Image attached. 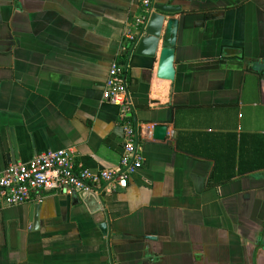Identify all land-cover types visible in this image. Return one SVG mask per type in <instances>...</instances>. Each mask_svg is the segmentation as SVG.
Returning a JSON list of instances; mask_svg holds the SVG:
<instances>
[{
  "label": "crops",
  "instance_id": "obj_1",
  "mask_svg": "<svg viewBox=\"0 0 264 264\" xmlns=\"http://www.w3.org/2000/svg\"><path fill=\"white\" fill-rule=\"evenodd\" d=\"M183 3L174 80L158 76L162 38L155 55L137 42L127 59L143 165L126 188L105 187L96 212L51 190L40 203L0 196V264H264V129L244 121L246 107L264 110V0ZM141 7L0 0V173L60 148L93 171L121 166L120 107L103 90ZM215 157L219 177L239 176L209 181Z\"/></svg>",
  "mask_w": 264,
  "mask_h": 264
},
{
  "label": "built area",
  "instance_id": "obj_2",
  "mask_svg": "<svg viewBox=\"0 0 264 264\" xmlns=\"http://www.w3.org/2000/svg\"><path fill=\"white\" fill-rule=\"evenodd\" d=\"M154 3L155 0H142L140 13L125 32L127 43L124 45V54L120 60L112 62L103 90V98L120 107L125 138L121 166L93 171L78 162L70 149H48L27 162L10 163L0 173V196L8 204L17 205L29 201L40 203L47 190L76 195L81 191L98 188L103 190L107 186H128L130 175L143 165L144 158L137 144V127L129 118L133 103L128 96L125 78L127 59L133 52L142 29L156 10Z\"/></svg>",
  "mask_w": 264,
  "mask_h": 264
},
{
  "label": "water",
  "instance_id": "obj_3",
  "mask_svg": "<svg viewBox=\"0 0 264 264\" xmlns=\"http://www.w3.org/2000/svg\"><path fill=\"white\" fill-rule=\"evenodd\" d=\"M184 1L191 2L192 0H156L154 7L156 10L152 13L148 23L142 29L138 38L137 52L148 50L150 55H155L158 48L160 39L162 38V49L159 58L158 76L166 77L174 80L176 74L175 57L176 45L178 39L179 18L174 15L184 10L186 6ZM168 17L164 34V23ZM152 123V136L157 140H165L168 134V126L166 124L151 121ZM14 158L13 154H11ZM102 189L91 191H81L77 193L78 199L83 201L92 212H96L103 208L101 201ZM39 204L32 205L31 218L35 225L38 223ZM107 223H102L100 228L103 232Z\"/></svg>",
  "mask_w": 264,
  "mask_h": 264
},
{
  "label": "trees",
  "instance_id": "obj_4",
  "mask_svg": "<svg viewBox=\"0 0 264 264\" xmlns=\"http://www.w3.org/2000/svg\"><path fill=\"white\" fill-rule=\"evenodd\" d=\"M246 137L247 136L241 135V138H240V142H241V155H240V157L241 158L239 160V162H240V170H239V173H238L239 175H244V174H246L248 172V168L246 169L244 167V164H243V158H244V155H245V142H246ZM255 137H257V136H255ZM244 139H245V141H244ZM214 159L216 161V167H215L214 175H212V176H210L208 178L209 181H214L215 180V182L216 181L221 182L222 180L231 179V178H233V177H235L237 175L236 173L235 174L234 173H230L229 175L221 176V177H223V179H221V177H219V175H221L220 173L223 172V169L224 168H223L222 163H221V161H220L219 158L215 157ZM239 175H237V176H239ZM213 177H214V179H213Z\"/></svg>",
  "mask_w": 264,
  "mask_h": 264
},
{
  "label": "rangeland",
  "instance_id": "obj_5",
  "mask_svg": "<svg viewBox=\"0 0 264 264\" xmlns=\"http://www.w3.org/2000/svg\"><path fill=\"white\" fill-rule=\"evenodd\" d=\"M244 114L246 124L256 125L257 128L264 129V110H253L251 107H246Z\"/></svg>",
  "mask_w": 264,
  "mask_h": 264
}]
</instances>
